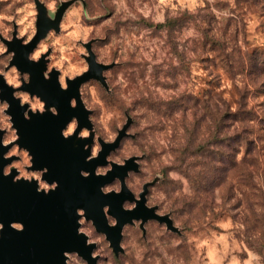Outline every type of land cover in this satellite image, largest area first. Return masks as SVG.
Listing matches in <instances>:
<instances>
[{
    "label": "clouds",
    "instance_id": "9594fccd",
    "mask_svg": "<svg viewBox=\"0 0 264 264\" xmlns=\"http://www.w3.org/2000/svg\"><path fill=\"white\" fill-rule=\"evenodd\" d=\"M17 41L32 46L26 60L43 62L45 81L55 74L65 93L76 85L68 104L87 124L72 116L62 138L91 141L86 164L107 149L80 176L121 170L99 191L130 197L123 222L102 207L116 240L77 208L76 236L90 251L62 250V264H264V0H0V78L30 121L60 111L26 89ZM3 95L2 176L55 192Z\"/></svg>",
    "mask_w": 264,
    "mask_h": 264
},
{
    "label": "water",
    "instance_id": "95a60500",
    "mask_svg": "<svg viewBox=\"0 0 264 264\" xmlns=\"http://www.w3.org/2000/svg\"><path fill=\"white\" fill-rule=\"evenodd\" d=\"M48 22L44 19L41 9V35ZM15 49L17 56L13 63L17 64L21 71H28L35 78L36 72L42 74L44 64H31L26 60V53L32 46L22 48L20 42L10 46ZM0 87L9 91L7 100L11 103V113L15 120V126L20 131V144L27 147L35 157L37 168L48 167L49 174L45 177L51 182L59 181V188L48 195L36 192L35 182L29 184L24 181L12 182V176L4 178L2 168L10 161H3L0 158V222H3L5 229L0 235V264H62L61 253L65 249L81 251L85 257L90 249L84 247V238L76 236L75 210L85 208L90 218L95 219L101 230L110 232V236L118 239L119 229L109 230L105 226L102 207L110 204L112 214L120 217L121 222L127 219V214L122 213L120 204L125 198H130L128 193L121 196H103L99 188L101 185L111 182L121 170L110 173L107 177L98 178L92 175L88 179L80 176L81 169L93 171L97 164L104 163L102 153L99 160L91 164L84 162L88 153L83 152V144L91 141H79L75 137L64 140L61 136V129L72 118L78 116L81 125L87 124L86 116L82 109L73 110L69 107V98L76 95V85H72L68 92H61L54 74L53 87L55 95L50 98L42 97L48 105H55L59 116H52L46 113L43 116H33L30 121L23 118L24 109L18 106V101L12 99V90L4 86L3 81ZM44 91L42 83L32 81L28 90ZM39 91V92H40ZM2 135V134H0ZM7 149L0 148V156ZM150 215V213H149ZM17 221L25 225L23 232H16L8 225ZM94 264V262H93Z\"/></svg>",
    "mask_w": 264,
    "mask_h": 264
},
{
    "label": "flooded vegetation",
    "instance_id": "af4514ba",
    "mask_svg": "<svg viewBox=\"0 0 264 264\" xmlns=\"http://www.w3.org/2000/svg\"><path fill=\"white\" fill-rule=\"evenodd\" d=\"M37 74H35V78H36V80L33 78L32 79V81H36L37 83H42V86H44L45 87V92L44 91H36L33 87H32V89H33V91L34 92H32V91H30V90H28V87L30 86V85H27V86H25L26 87V89L28 90V91H30V92H32V93H34V94H39L41 97H46V98H50V97H53V95H55L54 93V91H52L51 92V90L49 89V87H50V85H52V84H54V74H53V77H52V79L50 80V81H45L44 79H43V77H42V74L40 75V74H38V72H36ZM2 81V78H0V82ZM1 85V84H0ZM3 87V86H2ZM52 87H53V85H52ZM3 99H8V98H10V96H9V91L5 88L4 89V95H3V97H2Z\"/></svg>",
    "mask_w": 264,
    "mask_h": 264
}]
</instances>
